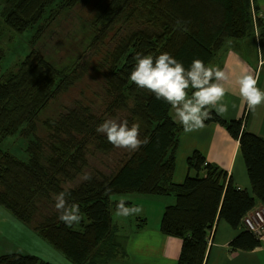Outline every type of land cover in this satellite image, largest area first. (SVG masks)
<instances>
[{"label": "trees", "instance_id": "1", "mask_svg": "<svg viewBox=\"0 0 264 264\" xmlns=\"http://www.w3.org/2000/svg\"><path fill=\"white\" fill-rule=\"evenodd\" d=\"M250 9V0H7L0 14L4 26L35 33L33 50L0 78V136L20 132L30 138L27 161L0 147V206L72 264H109L118 256L112 210L124 208L111 201L117 194L176 197L163 212L160 231L182 240L178 264L206 263L209 234L220 220L243 228L230 244L234 251L260 248L243 225L247 215L264 207V137L246 130L247 106L231 121L208 108L200 123L224 128L239 143L251 192L199 150L187 159L186 180L176 183L187 127L170 115L183 93L208 103L217 80L211 63L226 40L245 34ZM111 38L115 46L103 58L102 114L76 100L65 105L60 98L81 81L87 66L73 63L74 55L52 61L58 46L61 52L94 42L100 51ZM50 43L53 55L47 53ZM3 57L0 49V61ZM109 120L121 122L119 132L108 128ZM122 148L110 177L86 175L96 154ZM80 177L83 181L70 186ZM0 264L52 263L13 253L0 256Z\"/></svg>", "mask_w": 264, "mask_h": 264}, {"label": "rangeland", "instance_id": "2", "mask_svg": "<svg viewBox=\"0 0 264 264\" xmlns=\"http://www.w3.org/2000/svg\"><path fill=\"white\" fill-rule=\"evenodd\" d=\"M6 1L7 0H0V14L6 4ZM250 2H251V9H250L251 19L249 20L250 21L249 24L246 23L248 26L246 28L245 34L241 37H238L237 39L226 40L223 48L218 52V54H216L215 58L213 59L211 66L213 64L217 65L216 63H218L221 58L220 55L223 54L224 52L235 51L239 48L244 49L246 53L248 52L250 54L251 53L256 54V56H258V62L264 61V12L261 11L258 0H250ZM256 5L258 7H256ZM88 9L91 10V8ZM3 21H4L3 17H1L0 15V49L2 50V52H4V57L2 61H0L1 62L0 78L3 76V74H8L9 72L14 71L17 68V66L25 59V57L33 50L34 46L32 40L35 33V29H30L23 33H18L9 30L7 27L4 26ZM243 22L245 23V21ZM51 43H56V41H52ZM93 43L88 47H85L84 45L77 43L76 44L74 43L75 46L74 44H72L71 45L72 47H69L70 54L68 55L70 56L74 55L71 56L73 63H79L82 64L83 66H87V70L81 81L77 85H75L67 94L63 95L60 99L63 100V103L68 106L75 100H76L75 104L83 103L89 105L93 108L94 112L97 115L98 114L101 115L103 112L104 102L106 100V93H105L106 83L104 79L105 67H104L103 58L104 56H106L107 52L110 49H113V47L115 46V42L114 40H112V38L110 40H107L106 45L104 47H101L100 51H97L96 47L93 46ZM50 44L46 47L47 53L48 55H53L52 48H54V46L53 44L51 45ZM40 47H42L41 44ZM54 55H55L54 59L58 60L55 61L56 63H60L67 59L65 58L67 55H63L59 51V46L57 53H55ZM217 70L218 68L216 67L215 72L218 75L219 71ZM254 72H255V68L253 67L252 64V68L250 69L249 76L252 77L254 75ZM257 78H258V74L255 76L253 91H255L256 88ZM215 85L216 82L215 84L211 85V88L213 89ZM248 86H249V81L247 83V87ZM212 89L210 90V95L207 100L208 103L205 105H202L199 102H197L196 95L193 93L189 92V93L180 94L176 98L170 109V115L174 119V121L175 118L178 116L179 109H181L183 106L184 108H188V113L186 115V118L184 117V121L181 120L180 122L178 121L175 122L178 125L186 126L187 129L191 126L192 123H189L187 125V123H185V119L187 122L193 121L201 124L200 122L203 118H205V114L208 112V108L211 107L215 108L212 102L216 94L214 93V96L212 95ZM250 89L251 87L249 86V90ZM243 92L244 90H241L239 93H234L232 95L234 97L241 98ZM254 97H255L254 93L251 92L250 97L248 98V103L246 100L245 101L243 100L244 105L242 108V112L238 116H236L235 119L242 117L246 103H247V115L249 114L252 106V100ZM54 110L55 108L52 106L49 113L53 112ZM120 127H121L120 121L117 120L108 121V128L110 130L119 132ZM187 129H185L182 135L186 132ZM41 132L44 133L43 131ZM20 134L21 133L18 132L15 135H10L5 137L0 136V147L4 151H8L12 153L17 158L23 161H27L29 159V155L26 151V148L27 145L30 143V138L23 137ZM218 135L219 134L216 133L215 131L212 130L208 131V138L211 140V144L209 145V156L211 155L214 156L215 154L219 153L220 150L223 149H227L235 153L237 150L236 142L233 141L226 132L222 134L221 137ZM193 146L194 145L190 147H186V135H185L178 149L179 160H180L178 164L179 169L182 168V166H184L187 163V159H188L187 153L189 149L192 148ZM195 150H200V149H195ZM193 151L194 149L192 150V152ZM118 152H114V153L110 152L112 153L110 155L96 154L95 158H91L90 160V168L89 170L86 171V175L87 173L90 172H95V173L101 172L102 175L104 176L109 175L110 177L112 171L117 166L118 161L122 158L124 149L122 148L121 152L120 153ZM191 154L189 156H191ZM192 174L194 175V173ZM187 175L183 181H180L181 183H183L186 180ZM83 179L84 177H80L79 179H77V181L74 184H70V186L79 184L81 181H83ZM239 188L241 189V187ZM128 196H136L135 198H140V196H144V195L117 194L112 196L111 201L121 203L123 198ZM148 196H154V195H148ZM169 197H171L176 203V197L174 195H170ZM169 197L165 196L164 198H169ZM159 202H160L159 200L148 201L147 199H145V201L142 204H138V206H136V209L135 206L132 205H135L137 202L135 203L130 202L131 205L129 207L128 206L121 207L124 209H117V210L113 209L112 210L113 225L117 229L118 241H119L118 229L122 231L123 234H130L134 230L138 231L143 228V225L146 223L147 220L140 215V213L143 211H147L152 216L150 223L153 224L155 219V215L153 216V214L158 210ZM175 203L171 205H174ZM158 214L159 212H157V215ZM80 220L86 222L85 215L82 214L80 216ZM134 220L136 221V224H134ZM79 226L80 225L77 223L73 224L74 229H78ZM42 240L43 238L40 237L35 230L24 225L8 209L0 206V256L13 254V253L27 255L26 252L27 250L41 249L42 251H44V247L42 246L41 243ZM47 246L50 245L48 244ZM49 248L52 247L50 246ZM51 250H55V249H51ZM54 252L57 251L55 250ZM58 254L60 253L58 252Z\"/></svg>", "mask_w": 264, "mask_h": 264}, {"label": "crops", "instance_id": "3", "mask_svg": "<svg viewBox=\"0 0 264 264\" xmlns=\"http://www.w3.org/2000/svg\"><path fill=\"white\" fill-rule=\"evenodd\" d=\"M258 1L261 11L264 12V0ZM220 56L221 58L219 62L216 63L217 65L213 64L211 66L214 70L217 67V71H219L216 85L213 89L211 88L212 95L214 96V93L216 94L212 102L213 106L219 115L231 121L242 112L244 101L246 100L248 103L251 92L254 93L255 97L252 100V106L247 116L245 126L247 131L264 137V61L258 62V56H256V54L246 53L244 49L240 48L235 51L224 52ZM252 64L255 68V72L251 77L249 76V72L252 68ZM257 74L256 88L255 91H253L255 76ZM248 81L251 87L250 90L249 86L247 87ZM241 90H244L241 98L232 95L234 93H239ZM187 113L188 108L182 106L178 111V116L175 118V121H184V117L186 118ZM185 123H187V125L189 123L192 124L182 135L181 141L186 135V147L194 145L189 149L187 158H189L193 149L194 151L195 149H200L199 151L202 152L209 162L215 163L226 170L238 187L251 192V184L244 158L239 151V143L235 141L237 145L235 153L223 149L214 156H209V145L211 144V140L208 138V131H215L219 134L218 136L221 137V135L226 132L225 129L216 124L201 126V124L197 122H187L186 119ZM179 162V153H177V166L174 173V181H178L177 183H181L180 181H183L188 174L187 163L179 169ZM135 197L136 196L124 197L127 199L123 198L120 206L129 207L131 203L137 202L135 205H132L135 206L136 209V206L142 204L145 199L148 201H160L158 203V210L153 214V216L155 215L154 223H150L152 216L147 211H143L140 215L144 219H147L145 223L147 225L145 227L138 231L134 230L130 234H123V232L118 229L120 251L116 259L110 261L109 264H178L182 240L166 236L160 232V222L163 212L167 206L175 203V201L169 196H167L169 198H164L165 196ZM157 212H159L158 215ZM134 224H136L135 220ZM241 231H243V228L234 229L226 221L220 220L210 231L212 237L210 241H208L209 244L205 264H264L263 247L253 251H234L231 248V242ZM43 243L42 246L44 247V251L41 249L27 250V255H37L52 264H72L64 256L58 254V252H54L55 250H51L47 244Z\"/></svg>", "mask_w": 264, "mask_h": 264}, {"label": "built area", "instance_id": "4", "mask_svg": "<svg viewBox=\"0 0 264 264\" xmlns=\"http://www.w3.org/2000/svg\"><path fill=\"white\" fill-rule=\"evenodd\" d=\"M243 225L246 230L252 232L258 238L262 243L261 247L264 249V207L255 209L247 215L243 220ZM210 235L212 237V233Z\"/></svg>", "mask_w": 264, "mask_h": 264}, {"label": "bare ground", "instance_id": "5", "mask_svg": "<svg viewBox=\"0 0 264 264\" xmlns=\"http://www.w3.org/2000/svg\"><path fill=\"white\" fill-rule=\"evenodd\" d=\"M61 53H62L63 55H68V54H70V51H69V50L62 49V50H61ZM49 58H50V57H49ZM50 59H51L52 61H54V62H55V61H58V60H55L54 57H51ZM55 63H56V62H55ZM90 173H92V172H90ZM47 245H48V243H47ZM49 247H50V246H49ZM51 249H53V248H51ZM57 252H58V251H57Z\"/></svg>", "mask_w": 264, "mask_h": 264}, {"label": "clouds", "instance_id": "6", "mask_svg": "<svg viewBox=\"0 0 264 264\" xmlns=\"http://www.w3.org/2000/svg\"><path fill=\"white\" fill-rule=\"evenodd\" d=\"M261 246H262V243H261Z\"/></svg>", "mask_w": 264, "mask_h": 264}]
</instances>
